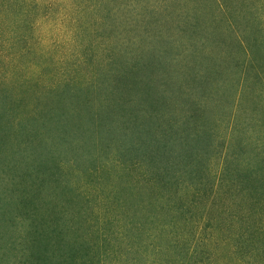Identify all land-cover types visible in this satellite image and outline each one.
Returning <instances> with one entry per match:
<instances>
[{"label":"trees","instance_id":"16d2710c","mask_svg":"<svg viewBox=\"0 0 264 264\" xmlns=\"http://www.w3.org/2000/svg\"><path fill=\"white\" fill-rule=\"evenodd\" d=\"M19 1L0 0L23 42L17 77L0 68V264H198L200 244L258 241L264 0H65L46 49L19 29L51 0Z\"/></svg>","mask_w":264,"mask_h":264},{"label":"rangeland","instance_id":"374dc122","mask_svg":"<svg viewBox=\"0 0 264 264\" xmlns=\"http://www.w3.org/2000/svg\"><path fill=\"white\" fill-rule=\"evenodd\" d=\"M19 3H22V0H20ZM63 4H65V0L57 1L55 3H52L51 0V2H45L40 5L35 3L24 4L23 7H25L26 10L24 13V19L26 22L19 29V33L29 34L31 31L33 39H36L38 42L41 41V46L46 49L47 40L52 38V36L49 31L42 29L43 27L50 26L53 29L59 27L58 24L62 21L59 22L60 16L59 13L55 11V8L63 7ZM17 11V7H7L4 12L0 10V15L4 18L3 21L0 22V29H2V34L0 35V57L5 61V63H0L3 64L0 68L6 69L7 72L5 73L8 74V76H11V78L17 77V75L11 74L8 70L18 72L21 69H13V64L11 65L8 62L14 53V51L11 50H17L18 47L22 46L23 42H20V39L18 38L19 40L15 42L12 48H7L9 42H5L4 39L10 37L9 33H11L12 28H10L11 24L8 23L13 19ZM5 13H7V15ZM67 19L68 17H66V20ZM33 23L40 29L39 31L36 30V27L34 28ZM60 37L61 36H59V38ZM262 222L264 224V214H262ZM243 236L245 241L238 246H234V242L228 245L221 242H218V244L215 245H209L207 243L200 244L198 247V255H195V258H200L198 264H264V233H260V238L256 241L254 235L251 233V228L249 227L247 230L245 228Z\"/></svg>","mask_w":264,"mask_h":264}]
</instances>
